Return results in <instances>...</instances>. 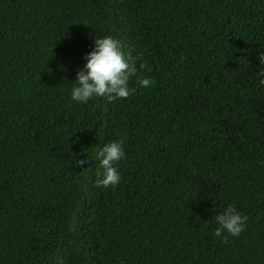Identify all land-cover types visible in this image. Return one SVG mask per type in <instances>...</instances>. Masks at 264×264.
<instances>
[{"label":"trees","instance_id":"16d2710c","mask_svg":"<svg viewBox=\"0 0 264 264\" xmlns=\"http://www.w3.org/2000/svg\"><path fill=\"white\" fill-rule=\"evenodd\" d=\"M106 35L152 83L72 101ZM260 53L264 0H0V264H264ZM111 140L97 188L76 161ZM229 204L246 226L221 239Z\"/></svg>","mask_w":264,"mask_h":264},{"label":"clouds","instance_id":"9594fccd","mask_svg":"<svg viewBox=\"0 0 264 264\" xmlns=\"http://www.w3.org/2000/svg\"><path fill=\"white\" fill-rule=\"evenodd\" d=\"M127 41L112 35L95 37L92 48L84 57L83 67L76 72V78L70 91L72 101L85 103L92 98H103L106 102L126 98L134 91L129 81L137 77L139 86L148 87L152 83L149 77L138 76L136 60L138 53ZM259 63L264 65V53L259 54ZM258 83L264 86V67L257 72ZM85 158L76 161L81 167L95 163L94 173L89 177L97 188L117 185L121 175L116 163L124 155L123 141L111 140L91 147ZM91 167L84 168L87 171ZM217 227L214 234L225 239L222 233L238 236L245 228L247 217L229 204L215 216ZM51 264H64L62 255L54 253Z\"/></svg>","mask_w":264,"mask_h":264}]
</instances>
